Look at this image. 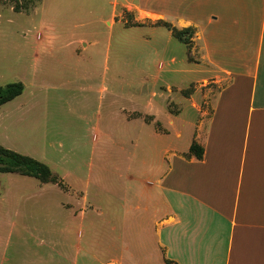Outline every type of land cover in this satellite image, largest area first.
Here are the masks:
<instances>
[{
  "label": "rangeland",
  "instance_id": "374dc122",
  "mask_svg": "<svg viewBox=\"0 0 264 264\" xmlns=\"http://www.w3.org/2000/svg\"><path fill=\"white\" fill-rule=\"evenodd\" d=\"M153 10L155 0H0V85H25L0 107V145L52 172L49 182L0 173L19 186L0 216L20 209L22 223L52 225L63 248L79 241L83 216L81 264L125 251L130 168L184 149L223 85L206 74L195 29L178 39ZM171 36L181 45L168 44L176 58L165 60Z\"/></svg>",
  "mask_w": 264,
  "mask_h": 264
},
{
  "label": "crops",
  "instance_id": "0c3cea01",
  "mask_svg": "<svg viewBox=\"0 0 264 264\" xmlns=\"http://www.w3.org/2000/svg\"><path fill=\"white\" fill-rule=\"evenodd\" d=\"M151 12L195 29L206 74L223 85L209 116L194 118L184 149L169 146L161 162L130 168L125 251L108 259L97 252L84 264H264V0H155ZM165 42L158 56L174 60L168 44L181 42ZM194 141L201 158L189 152ZM18 187L0 183V200ZM22 220L20 209L0 216V264H81L83 216L79 241L64 248L54 245L52 225Z\"/></svg>",
  "mask_w": 264,
  "mask_h": 264
},
{
  "label": "trees",
  "instance_id": "16d2710c",
  "mask_svg": "<svg viewBox=\"0 0 264 264\" xmlns=\"http://www.w3.org/2000/svg\"><path fill=\"white\" fill-rule=\"evenodd\" d=\"M164 25L171 30L173 35L178 39H181L185 33L192 32L191 28L179 30L169 23H164ZM24 90L25 85L22 82L0 85V107L22 95ZM189 152L201 158L204 150L202 146L194 141L190 146ZM0 173L20 174L34 177L44 182H49L52 177V172L46 164L2 145H0Z\"/></svg>",
  "mask_w": 264,
  "mask_h": 264
}]
</instances>
